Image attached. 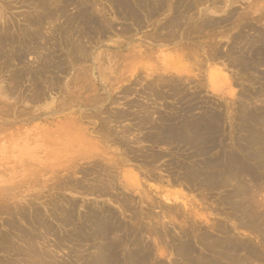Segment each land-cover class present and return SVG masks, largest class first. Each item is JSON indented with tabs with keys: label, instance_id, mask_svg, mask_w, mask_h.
<instances>
[{
	"label": "rangeland",
	"instance_id": "rangeland-1",
	"mask_svg": "<svg viewBox=\"0 0 264 264\" xmlns=\"http://www.w3.org/2000/svg\"><path fill=\"white\" fill-rule=\"evenodd\" d=\"M64 1L0 0V264H198L199 237H217L218 223L264 264V237L219 204L230 191L198 186L212 168L197 161L204 142L214 159L264 137V0H120L135 20L122 3ZM86 5L92 39L69 21ZM249 189L264 218V185ZM107 209L118 247L101 254L67 237L85 212Z\"/></svg>",
	"mask_w": 264,
	"mask_h": 264
},
{
	"label": "bare ground",
	"instance_id": "bare-ground-1",
	"mask_svg": "<svg viewBox=\"0 0 264 264\" xmlns=\"http://www.w3.org/2000/svg\"><path fill=\"white\" fill-rule=\"evenodd\" d=\"M49 2H51V0H48ZM66 2L69 1V0H65ZM64 1V2H65ZM111 1L112 3H114V7H117V6H120L119 4H121L122 2L120 0H109ZM124 1V0H123ZM135 1V0H134ZM149 2V0H147ZM196 1V0H195ZM62 2V1H61ZM136 2V1H135ZM134 2V3H135ZM143 2H146L143 0ZM141 2V4L143 3ZM152 2V1H151ZM150 2V4H151ZM200 2V1H199ZM137 3V2H136ZM135 3V4H136ZM153 3V2H152ZM155 3H160L159 0H156ZM194 3V2H193ZM123 6L120 7V9L123 11V16L126 17H129V16H133V20L134 17L136 16L135 14V9L134 10H131L130 7L131 5H127V1L125 3H122ZM140 4V0H139V3ZM140 4V5H141ZM147 4V2L145 3ZM144 4V5H145ZM74 5V4H73ZM160 5V4H158ZM193 5V4H192ZM148 6H149V3H148ZM152 6V4H151ZM161 6H163V4H161ZM165 6V5H164ZM191 6V5H190ZM44 7V6H43ZM63 7V6H62ZM83 8L80 10V12L78 13L79 15L76 16V20H69L70 21V26H71V23L72 24H80L82 25V29H83V38L85 39H92V34H95L94 32L96 31V28L94 27V25L96 24V20L94 18V16H92V14L95 12V11H91L90 6L89 5H86V6H82ZM94 7V6H93ZM154 5H153V9H154ZM92 8V7H91ZM142 8V7H141ZM145 9H147V7H144ZM150 8V7H149ZM148 8V9H149ZM158 8V7H157ZM160 8V7H159ZM164 8V7H163ZM115 9V8H113ZM117 9V8H116ZM152 9V8H151ZM192 9V8H191ZM189 9V11L191 10ZM61 10V9H60ZM63 10V9H62ZM120 10V11H121ZM141 10V9H140ZM150 10V9H149ZM162 10V9H161ZM188 10V9H187ZM58 11V10H57ZM66 11V10H65ZM117 11V10H116ZM151 11V10H150ZM119 12V10H118ZM187 12V11H186ZM139 13V12H138ZM145 13H146V10H145ZM149 13V12H148ZM47 14V13H46ZM50 14V12H49ZM48 14V15H49ZM56 13H54V16H55ZM60 14V12H59ZM150 14V13H149ZM153 14V13H152ZM52 15V14H51ZM121 15V14H120ZM147 16V15H146ZM155 16V14H154ZM40 17V16H39ZM42 17V16H41ZM40 17V20H42ZM47 17V15H46ZM44 17V19L46 18ZM137 17V16H136ZM135 17V18H136ZM151 17V16H150ZM181 17V16H180ZM178 16V18H180ZM43 18V17H42ZM51 18V17H50ZM121 18L123 19L122 15H121ZM130 18V17H129ZM128 18V19H129ZM138 18V17H137ZM177 17H174V19H172L173 21L176 20ZM35 19V18H34ZM33 19V21H34ZM39 19V18H38ZM125 19V18H124ZM185 19V17H184ZM191 19V18H190ZM32 20V19H31ZM37 20V19H36ZM50 20V19H48ZM53 19H51L52 21ZM100 20V19H99ZM132 20V21H133ZM171 20V21H172ZM189 20V19H188ZM32 21V22H33ZM69 21L67 23H69ZM173 21L171 23H173ZM180 22L181 21V18L180 20L177 19V22ZM209 21V20H208ZM40 22V21H39ZM38 22V23H39ZM42 22V21H41ZM49 22V21H48ZM99 22V21H97ZM134 22V21H133ZM141 22V21H140ZM175 22V21H174ZM182 22V21H181ZM203 22V21H202ZM37 23V22H36ZM50 23V22H49ZM176 23V22H175ZM211 23V22H210ZM41 24V23H40ZM76 24V25H77ZM181 24V23H180ZM73 25V27H74ZM169 25V24H168ZM167 25V26H168ZM174 25V23L172 24ZM177 25V24H176ZM182 25V24H181ZM67 26V25H66ZM78 26V25H77ZM112 26V25H111ZM139 26V25H138ZM175 26V25H174ZM69 27V25H68ZM102 27V26H101ZM105 27V25H104ZM163 27V25H162ZM170 27V26H169ZM6 28V27H5ZM95 28V29H94ZM165 28V27H164ZM176 28V27H175ZM196 28V27H195ZM51 29V28H50ZM68 29V28H67ZM71 29V28H70ZM69 29V30H70ZM81 29V28H80ZM94 29V30H93ZM172 29V26L170 28V30ZM197 29V28H196ZM201 29V28H200ZM199 29V30H200ZM204 29V28H203ZM206 29V28H205ZM4 30V29H3ZM160 30V29H159ZM164 30V29H163ZM169 30V29H168ZM174 30V29H173ZM179 30V28H178ZM40 31V30H39ZM79 31V30H78ZM77 31V32H78ZM126 31V30H125ZM166 31V29H165ZM197 31V30H196ZM202 31V29L200 30ZM127 32V31H126ZM167 32V31H166ZM169 32V31H168ZM64 33V32H63ZM79 33V32H78ZM81 33V32H80ZM128 33V32H127ZM172 33V31H171ZM6 34V33H5ZM4 34V35H5ZM102 34V33H101ZM104 34V32H103ZM173 34V33H172ZM190 34V33H189ZM36 35V33H35ZM72 35V34H71ZM159 35V34H158ZM162 35V34H161ZM164 35V34H163ZM170 35V34H169ZM197 35V34H196ZM260 35V34H259ZM7 36V35H6ZM5 36V37H6ZM34 36V35H33ZM82 36V35H81ZM103 36V35H100V37ZM153 36V35H152ZM167 36V34H166ZM194 36V35H193ZM2 37V34L0 36V39ZM173 37V36H172ZM29 38V37H28ZM82 38V39H83ZM3 40H5L4 38H2ZM1 39V40H2ZM21 39V38H20ZM111 39V38H110ZM258 39V38H257ZM260 39V38H259ZM263 39V38H262ZM157 40V39H156ZM29 41V40H28ZM87 41V40H86ZM85 41V42H86ZM162 41V40H161ZM160 41V42H161ZM200 41V40H199ZM5 42V41H4ZM8 42V41H7ZM74 42V41H73ZM93 42V41H91ZM257 42V41H256ZM2 43V41L0 42ZM27 43V42H26ZM202 43V42H201ZM3 45V44H1ZM20 45V44H19ZM77 47V46H76ZM84 47V45H83ZM78 48V47H77ZM1 49V48H0ZM83 49V48H82ZM85 49V48H84ZM79 50V49H77ZM75 51V50H74ZM86 51H89V50H85ZM217 51V50H216ZM78 52V51H77ZM81 52V51H80ZM84 52V50L82 51ZM81 55V53L79 54V56ZM87 55V54H85ZM89 55V54H88ZM8 57V56H7ZM83 58V57H82ZM88 58V57H87ZM249 61V60H248ZM2 64V63H1ZM47 64V63H46ZM246 64V63H245ZM244 69V68H243ZM44 71V69L42 70ZM45 72V71H44ZM46 74V73H45ZM170 81V80H169ZM179 84V83H178ZM175 84H173L174 86ZM173 86L172 89H173ZM156 87V86H155ZM154 87V88H155ZM163 87V86H161ZM178 86H176L177 88ZM170 88V87H169ZM178 89V88H177ZM150 90V89H149ZM152 90V88H151ZM180 90V89H179ZM157 91V90H156ZM161 91V90H160ZM173 92V91H172ZM178 92V90L176 91ZM175 92V93H176ZM156 93V92H155ZM179 93V92H178ZM160 94V93H159ZM154 95V94H153ZM157 95V96H156ZM175 95V94H174ZM177 95V93H176ZM155 97H160L158 96V94H155ZM179 100V99H178ZM132 105V104H131ZM147 107V106H146ZM120 112V111H119ZM155 112V111H154ZM118 113V112H117ZM151 113V112H150ZM119 114V113H118ZM122 114V113H121ZM120 114V115H121ZM146 114V113H145ZM149 114V113H148ZM147 114V115H148ZM154 114V113H153ZM152 116V115H151ZM119 117V116H118ZM146 117V116H145ZM144 117V118H145ZM159 117V116H158ZM167 117V116H166ZM169 117V116H168ZM167 117V118H168ZM138 118V117H136ZM143 118V119H144ZM151 118V117H149ZM165 118V117H164ZM142 119V118H140ZM146 119V118H145ZM152 119V118H151ZM160 119V118H159ZM158 119V121H159ZM166 119V118H165ZM169 119V118H168ZM117 120V119H116ZM137 120V119H136ZM149 120V119H147ZM147 120H145L147 122ZM167 120V119H166ZM170 120V119H169ZM220 120V119H219ZM108 121V120H107ZM163 121H165L163 119ZM168 121V120H167ZM172 121V120H171ZM174 121V119H173ZM213 121V120H212ZM215 121V120H214ZM119 122V121H118ZM146 122H143V124H145ZM152 122V120H151ZM155 122V121H153ZM166 122V121H165ZM141 123V122H139ZM149 123V122H148ZM169 123V122H168ZM172 123V122H170ZM142 124V123H141ZM151 124H154V123H151ZM164 124V123H163ZM166 124V123H165ZM174 124V123H173ZM172 124V126H173ZM138 125V124H137ZM155 125V124H154ZM157 125V124H156ZM170 125V124H169ZM213 125V124H211ZM167 127V125H165ZM140 127V126H139ZM164 127V126H163ZM170 127V126H169ZM177 127V126H176ZM214 127V126H213ZM213 127H210L213 129L214 131V128ZM216 127V126H215ZM172 129H174L175 127H170ZM107 129V128H106ZM159 129V128H158ZM171 129V130H172ZM207 129V128H206ZM221 129V128H220ZM262 131H263V127L261 126ZM170 130V129H169ZM166 131L165 135H170L172 137H176L179 133H175L174 130L173 131ZM215 130H218V129H215ZM221 131V130H220ZM260 131V132H262ZM164 130L162 129L161 131V134L164 136ZM180 132V131H178ZM159 134V132H157ZM174 133L176 135H174ZM204 133V132H203ZM252 133V132H251ZM111 134V133H110ZM116 134V133H115ZM160 134V135H161ZM211 134H212V131H211ZM262 134V133H261ZM158 135V136H160ZM203 135V134H202ZM205 135V134H204ZM256 135V134H255ZM254 135V136H255ZM263 135V134H262ZM262 135L260 137H258L257 135V138H252L249 140V141H245L244 143H246V145H242L239 147H241V154L239 155L238 153H235L233 152V150L231 151H228V152H217L216 155L218 157H214V159H207L205 157L206 154H208V151H209V148L210 146H206V145H202L204 143H202V141L200 143H197V144H200V148H197L199 149L197 151V155H198V160L197 161H200V163L198 164V166L200 167V170L204 171L206 170V168H212V172H210L208 175L207 173L206 176H203L201 174L202 179L198 181V186H200L201 188L203 189H206V190H219V191H230L229 193H226L223 194L222 196V200H218L219 204H221L223 207H225L226 209L230 210L228 215H232L235 219H238V223H237V226H239L238 228H241L243 230H253L255 229V227H257V232L259 233V236L261 239H263L264 237V218L262 216V213L263 210L262 208L259 206L260 204H257V202L254 201V194L253 195H249V191L251 188V185H257L258 187H260L261 189V186L264 185V137H262ZM164 136V137H166ZM179 137V136H178ZM176 137V138H178ZM181 137V136H180ZM199 137V136H198ZM202 137V136H200ZM204 137V136H203ZM209 137V136H207ZM113 138V137H112ZM160 138H162L160 136ZM168 138V136L166 137ZM164 138V139H166ZM170 138V137H169ZM206 138V137H204ZM210 138V137H209ZM213 138V137H212ZM159 139V138H158ZM164 139L162 138V140L164 141ZM198 139V138H197ZM211 139V138H210ZM155 140V139H154ZM157 140V139H156ZM160 140V139H159ZM242 140V139H241ZM169 141V140H168ZM171 141V139H170ZM243 141V140H242ZM159 142V141H158ZM161 142V141H160ZM182 142V141H181ZM198 142V141H197ZM214 142V141H213ZM212 142V143H213ZM263 142V143H262ZM165 143V142H164ZM167 143V142H166ZM176 143V142H175ZM208 143V142H207ZM179 144V143H178ZM182 144V143H181ZM221 144V143H220ZM184 145V144H183ZM186 145V143H185ZM216 145V144H215ZM238 145V143H237ZM248 146H251L253 145V154L250 155L249 154V151H248ZM196 146V145H195ZM218 146H220L218 144ZM216 147V146H215ZM214 147V149H215ZM195 148V147H194ZM211 149V147H210ZM232 149V148H231ZM228 150V149H227ZM226 151V150H225ZM195 152V151H194ZM245 153V154H244ZM145 154V153H144ZM143 154V155H144ZM145 156V155H144ZM253 156V157H251ZM154 157L156 158V156H153L152 159H154ZM159 157V156H158ZM147 159V158H146ZM155 160V159H154ZM196 160V159H195ZM100 169V168H99ZM105 170V169H103ZM210 170V169H209ZM106 172V171H105ZM191 172V171H190ZM103 173V172H102ZM105 174V173H104ZM204 174V173H203ZM200 175V172L199 174ZM101 176V175H100ZM187 178L189 177L188 175H185ZM180 177V176H179ZM175 180V179H174ZM186 180V179H185ZM259 181L258 184L257 182L255 181ZM97 181V180H96ZM100 182V181H99ZM135 182V181H134ZM194 182V181H193ZM98 183V182H97ZM102 183V182H101ZM253 183V184H252ZM106 184V183H105ZM136 184V183H135ZM134 184V185H135ZM189 184H191L189 182ZM197 184V183H196ZM85 185V184H84ZM102 185V184H101ZM99 186V185H98ZM97 186V187H98ZM94 187V186H93ZM110 187V186H109ZM228 187V189L226 190V188ZM253 187V186H252ZM256 187V186H255ZM100 188V187H99ZM98 188V189H99ZM85 189V188H84ZM94 189V188H93ZM96 189V188H95ZM103 189V188H102ZM254 190V189H253ZM102 191V190H101ZM255 191V190H254ZM105 192V190H104ZM252 192V191H251ZM101 193V192H100ZM257 205H256V204ZM260 203V202H259ZM70 205V204H69ZM90 209V208H89ZM264 209V208H263ZM70 210V208H69ZM94 210V209H92ZM96 210V209H95ZM112 210V209H111ZM110 209H107V213H98V211H87L85 212L84 216L81 217L79 223H76L78 225V227L76 228V230L74 232H71L69 234H67V237L71 238V240H75V242H79L80 244L81 243H89L90 241L91 242H95L94 244H100L99 247L97 249H99V252H102L105 251L109 246L108 245V241L112 242L114 241L116 247H118L121 243V241L119 240V238L117 239V236H119V231H120V227L119 224L117 225V221L116 220H113L114 219V212H112ZM225 210V209H224ZM71 211V210H70ZM67 213V211L65 212ZM63 213V214H65ZM72 213V211H71ZM69 214V212H68ZM67 214V215H68ZM216 214V213H215ZM230 215V216H231ZM35 216V215H34ZM66 216V215H65ZM71 216V214L69 215V217ZM229 216V217H230ZM39 217V216H38ZM72 217V216H71ZM37 218V217H36ZM226 219V218H225ZM60 220V219H59ZM36 221V220H35ZM45 221V220H44ZM43 221V222H44ZM63 222H67L68 219L64 220L62 219ZM43 222H40V224H42ZM36 223V222H34ZM68 224V223H67ZM219 224V223H218ZM217 224V227H214V231L217 233V237H212L211 235H208L207 233H203L200 235L199 237V240L200 242L204 245V248L207 252H208V255L207 257H204V258H200V260H198V264H251L250 263V259H252V261H257V258L258 257H255L254 256V253H255V250H253L254 248L251 247L248 242L244 241V240H237V239H234L232 237V234L230 233V230L228 229V227L224 226V225H218ZM221 224H223L221 222ZM38 225V223H37ZM44 225V224H43ZM43 225L42 228H43ZM46 225V223H45ZM121 225V224H120ZM46 228L47 230L46 231H49L51 228L50 227H47L46 225ZM45 228V229H46ZM231 228V227H230ZM236 226L233 227V229H235ZM44 229V228H43ZM18 230V229H17ZM256 230V229H255ZM16 231V229L14 230ZM20 231V229H19ZM118 231V232H117ZM142 231V230H141ZM232 231V230H231ZM23 232V231H22ZM50 232V231H49ZM70 232V231H69ZM133 233V231H130ZM20 234V233H19ZM138 234L137 232L134 234L136 235ZM23 234H21L22 236ZM5 236V235H4ZM7 236V235H6ZM25 236V235H23ZM189 236V235H188ZM8 237V236H7ZM16 237V236H15ZM20 238H23L24 237H20ZM26 238V237H25ZM122 238V237H121ZM136 238V236L134 237ZM238 238V237H237ZM5 239V238H4ZM3 239V240H4ZM27 239V238H26ZM31 238H28L27 239V242H28V248L31 249V253L34 255L36 254V250L34 249V243H32L33 240H31ZM5 241V240H4ZM132 241V240H131ZM25 242V241H24ZM90 242V243H91ZM138 242V240H137ZM7 243V242H6ZM132 243V242H131ZM12 244V243H11ZM134 244V242L132 243ZM136 244V243H135ZM76 245V244H75ZM78 245V244H77ZM112 245H113V242H112ZM184 245V244H183ZM10 246V245H9ZM8 246V247H9ZM264 246V245H263ZM5 247V246H4ZM78 247V246H77ZM90 247V246H89ZM107 247V248H106ZM192 247V246H191ZM7 248V247H6ZM11 248V247H9ZM88 248V247H87ZM111 248V246H110ZM115 248V247H114ZM183 248V247H182ZM185 248V247H184ZM14 249V248H12ZM29 249V250H30ZM96 249V250H97ZM108 250V249H107ZM181 250V249H180ZM113 251V250H112ZM106 252V251H105ZM109 252V250H108ZM107 252V253H108ZM111 252V251H110ZM189 252V251H188ZM192 252H195L194 250H191V253ZM106 253V254H107ZM183 253H185L183 251ZM98 253H96V256H97ZM100 254V253H99ZM98 254V255H99ZM109 254V253H108ZM184 255V254H183ZM193 255V254H192ZM257 255V253H256ZM185 256V255H184ZM187 258H188V255L186 254ZM199 257V256H198ZM103 258V257H102ZM101 258V259H102ZM185 258V257H184ZM99 259V258H98ZM97 259V260H98ZM104 259V258H103ZM102 259V260H103ZM198 259V258H197ZM188 260V259H187ZM191 260V259H190ZM194 260V259H193ZM106 261V260H105ZM186 261V260H185ZM192 261V260H191ZM251 261V262H252ZM100 263V262H99ZM190 263V261H189ZM197 263V261H196ZM254 263V262H253ZM98 264V263H97Z\"/></svg>",
	"mask_w": 264,
	"mask_h": 264
}]
</instances>
